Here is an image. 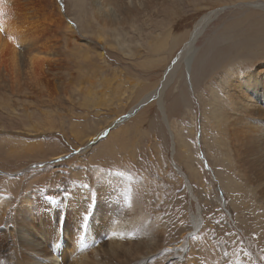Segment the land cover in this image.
Here are the masks:
<instances>
[{"label": "rangeland", "instance_id": "rangeland-1", "mask_svg": "<svg viewBox=\"0 0 264 264\" xmlns=\"http://www.w3.org/2000/svg\"><path fill=\"white\" fill-rule=\"evenodd\" d=\"M141 2L138 16L110 26L96 16L95 0H25L32 20L55 23L56 65L44 76L45 92L28 84L29 57H21L12 86L0 80V203L19 204L36 191L43 204L71 213L89 199L107 207L92 245L84 236L76 258L65 252L67 264H264V204L241 187L210 129L221 75L230 69L243 77L264 62V0ZM215 10L190 56V75L182 64L165 80L179 41ZM161 81L165 93L142 100ZM76 175L88 176L81 195L69 189ZM105 225L126 230L111 235L136 259L113 261ZM68 229L74 233L75 223Z\"/></svg>", "mask_w": 264, "mask_h": 264}, {"label": "bare ground", "instance_id": "bare-ground-1", "mask_svg": "<svg viewBox=\"0 0 264 264\" xmlns=\"http://www.w3.org/2000/svg\"><path fill=\"white\" fill-rule=\"evenodd\" d=\"M115 1L95 0L96 16L110 26H119L124 22H129L130 18H134L132 15L136 14L138 16L139 13L136 12L140 6H143L141 0ZM23 4H25V0H0V80L1 83L6 82L12 86V79L21 67V57H24V59L29 57L30 76L28 84L45 92L48 89H46L44 76L52 72V67L56 65L54 57L57 49L52 37L55 23L46 19L40 21V17L32 20L31 11L24 9L25 5ZM144 6H146L145 3ZM220 11L215 10L202 16L189 33L188 39L179 41L181 50H179L170 67L164 71L165 80H171L174 77L179 65L186 66V70L190 75L193 61V57L190 56L196 52L195 45L199 39L198 37L203 33L202 28L204 26L203 29H205L213 17L218 16ZM34 16L37 17V15ZM116 37L118 36L116 35ZM239 70L242 71L241 68ZM221 77H223V85L221 84L223 93L221 94L215 88H212L211 97L212 117L210 118V125L212 126H210V129L216 135L215 150L218 154L223 155L225 161L230 162L229 167H233V170L238 173L242 180L241 187H247L248 191L255 196L254 199L263 205L264 62L253 65L243 77L238 72L230 69L226 70ZM165 86L164 82L161 81L157 86L145 92L142 95V100L158 98L161 93H165ZM76 176L77 181L72 179L73 182L69 189L81 195L79 193L87 191L84 180L88 176ZM57 182L55 180L54 186L58 185ZM56 188L58 186L52 189V193H57L59 196L60 191ZM39 194L41 192L36 191L32 194H24L23 201L19 204L9 203L10 201L7 198L4 199L6 203H0V264H7L12 261L10 257L15 260V264H67L65 252L71 253L76 258L75 252L81 245L83 237L85 236L92 245L95 225L98 221L105 224L108 218L101 216L100 213L107 212L108 208H104L99 202L89 199L84 205L73 204L71 209L76 210L71 213L68 205H59L56 202L57 205L55 201V204H49V202L43 204L44 201L42 203L41 199L44 195L40 197ZM86 194L84 192L83 196ZM38 195L41 199H37ZM52 202L50 199V203ZM119 206L120 204L110 205L111 213L114 214ZM19 217H23V220L21 218L22 221L18 220ZM149 218L146 219L143 216V222L146 225H148ZM130 220L131 224L129 225L135 226L140 218ZM193 221L198 229L199 218L196 217ZM73 223H75L76 229L74 233H71L68 228H71ZM62 229L67 230V232L64 233L65 231H62ZM128 229L130 228L128 227ZM105 230L110 235L113 232L116 235L118 231H124L126 234V230H122V228L115 230L108 225H105ZM114 235L110 236L115 240L113 261H132V259H136L137 255H134L137 254L136 252L121 251L124 250V245L118 243L121 239H118L119 237L114 238ZM6 245L9 246L10 250L8 255H6L7 253L4 254ZM54 251H57L56 256H54ZM6 256H9L8 262H6ZM59 258H62L63 262H60ZM74 264L79 263L74 261ZM143 264L146 263L143 262Z\"/></svg>", "mask_w": 264, "mask_h": 264}, {"label": "water", "instance_id": "water-1", "mask_svg": "<svg viewBox=\"0 0 264 264\" xmlns=\"http://www.w3.org/2000/svg\"><path fill=\"white\" fill-rule=\"evenodd\" d=\"M255 7H256V5H255ZM205 25V24H204ZM204 27V26H203ZM141 107V106H140ZM140 107L138 108V109H136L134 112H132L130 115H128L127 117H125V119L127 118H131L132 116H134L135 114H136V112L140 109ZM99 137H101V135L99 136ZM196 232H198V230H196V231H193L191 234H195Z\"/></svg>", "mask_w": 264, "mask_h": 264}]
</instances>
